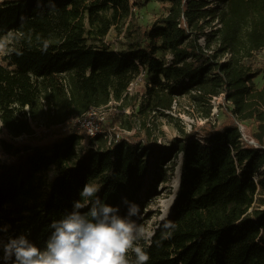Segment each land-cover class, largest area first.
I'll return each instance as SVG.
<instances>
[{"label":"trees","instance_id":"trees-1","mask_svg":"<svg viewBox=\"0 0 264 264\" xmlns=\"http://www.w3.org/2000/svg\"><path fill=\"white\" fill-rule=\"evenodd\" d=\"M155 1L169 4L168 13L146 27L134 24L131 0H0V39L12 36L0 60V228L10 226L3 236L28 234L45 247L48 226L75 210L89 183L99 186L91 200L119 206L123 215L126 198L139 207L138 222L148 220L146 205L182 153L178 197L164 220L175 227L165 230L162 221L141 242L147 264H264V90L254 81L262 69L246 62L264 49V0H219L218 7H210L213 0ZM208 18L220 27L202 45ZM112 29L123 33L124 49L106 41ZM211 36L218 48H210ZM143 71L151 82L138 113L116 119V131L130 133L109 144L104 134L70 126L92 106L116 100L126 107L128 87ZM182 96L205 105L220 96L225 120L182 130L169 148L153 143L147 119L171 117ZM248 120L255 143L242 138L240 122ZM151 161L153 180L144 189Z\"/></svg>","mask_w":264,"mask_h":264},{"label":"clouds","instance_id":"clouds-1","mask_svg":"<svg viewBox=\"0 0 264 264\" xmlns=\"http://www.w3.org/2000/svg\"><path fill=\"white\" fill-rule=\"evenodd\" d=\"M98 191V185L84 186L80 193L84 199L74 202L75 210L48 226L51 234L43 248L28 234L5 240L3 233L10 226L0 228V259L5 264H147L150 255L141 242L149 243L155 232L138 222L139 207L125 198L127 212L122 215L119 206L104 203L99 197L91 200ZM85 207L89 210L82 212ZM162 227L170 230L175 225L164 221ZM170 234L165 231L163 238Z\"/></svg>","mask_w":264,"mask_h":264},{"label":"rangeland","instance_id":"rangeland-1","mask_svg":"<svg viewBox=\"0 0 264 264\" xmlns=\"http://www.w3.org/2000/svg\"><path fill=\"white\" fill-rule=\"evenodd\" d=\"M133 4L134 11V24L140 23L146 27H151L155 21L165 16L168 13L169 4L163 3L160 1L152 0L144 5H134L135 0H131ZM219 0H213L210 7H218ZM203 23V33L200 37V43L202 45H206L205 36L212 35V30L220 27L218 20H210L209 18L202 22ZM205 35V36H204ZM211 49H215L219 47L218 38L215 36H211ZM125 37L115 29H112L106 37V41L110 44L111 48L115 50L124 49L125 46L123 41ZM12 36L8 34L4 38L0 39V60L3 56L8 53L12 48ZM230 54H225L222 60H225L229 57ZM170 59V55L166 56ZM253 69L261 68L262 72L255 77V88L256 90H264V49L258 52H254V55L246 60ZM139 79L135 81V84L131 88L130 94L133 96L132 99L129 100V104L126 107L121 108L120 105L113 104L116 111L113 113H109L107 115V122L104 124L105 129H110L113 132H116L118 129V121L116 120L119 114H123L124 118L132 115L134 113H138L140 100L143 97V94L146 91V87L151 82V77L147 72H142L139 76ZM137 82V83H136ZM138 96V102L136 105H133L135 96ZM131 105V106H130ZM232 106L231 102H227L224 104ZM211 106L209 116L207 112V108ZM224 107L221 104V98L215 97L212 99L210 105L205 104H193L192 100L189 96H182L178 98V101L175 103L174 110L171 111V117L167 118L165 116L153 113L150 115L151 118L147 119V126L152 130V134L150 136V140L157 145H160L164 148L172 147L173 141L176 139H180L182 137V130L191 131L192 127L197 124H203L206 121H213L217 123H221L225 120V111ZM144 115L138 116L135 118V121L138 127H142L140 120ZM78 121V118L72 119L70 122V126L83 130L82 127L78 126L75 122ZM255 123L254 121H242L240 122V130L243 134V138L248 141H252L254 139L253 132L255 131ZM139 129V128H138ZM142 129V128H141ZM142 131L145 132L143 128ZM2 160H11L7 154H1ZM176 166L173 174L168 176V182L162 184H158L157 187V195L154 194L153 198H151L148 204L145 207V211L149 212L150 219H142L140 223L145 224L146 227H149L151 230L158 226V224L164 220H167L171 217L169 211L172 206V197L177 192V180L178 177L181 176V166L183 161V154L179 153L176 158ZM165 163L168 165L171 162L165 160ZM155 171L154 163L151 161L149 164L148 173L144 178V189H146L153 180V174ZM53 171L50 170L52 174ZM179 192V190H178ZM143 218V216H142Z\"/></svg>","mask_w":264,"mask_h":264},{"label":"built area","instance_id":"built-area-1","mask_svg":"<svg viewBox=\"0 0 264 264\" xmlns=\"http://www.w3.org/2000/svg\"><path fill=\"white\" fill-rule=\"evenodd\" d=\"M138 79L139 77H137L133 82L130 83L127 90L128 93L131 92L132 86L135 84V81H137ZM120 103H121L120 101L112 100L107 105H103L99 107L92 106L86 111V113L82 117H79L78 121L75 123L78 126L82 127V129L92 137L100 134H104V136L109 140V144H110L112 141H116L120 139L123 134L130 133V131L125 129H121L120 131L113 132L110 129L104 128V124L107 122V115L109 113H113L114 111H116V108H114L113 104L120 105ZM249 142L255 143L254 140Z\"/></svg>","mask_w":264,"mask_h":264},{"label":"bare ground","instance_id":"bare-ground-1","mask_svg":"<svg viewBox=\"0 0 264 264\" xmlns=\"http://www.w3.org/2000/svg\"><path fill=\"white\" fill-rule=\"evenodd\" d=\"M179 183H180V178L178 177L177 184H176V186H177V192L172 197V206H173V203L176 201V199L178 197ZM172 206H171V209L169 211L170 215L173 213Z\"/></svg>","mask_w":264,"mask_h":264}]
</instances>
